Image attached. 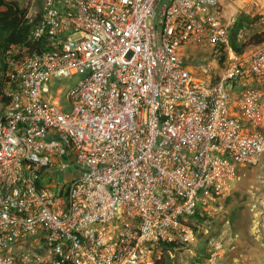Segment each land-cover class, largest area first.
<instances>
[{
  "label": "built area",
  "instance_id": "2783aa9c",
  "mask_svg": "<svg viewBox=\"0 0 264 264\" xmlns=\"http://www.w3.org/2000/svg\"><path fill=\"white\" fill-rule=\"evenodd\" d=\"M226 1L166 0L156 11L161 0H41L28 9L46 47L6 60L0 264H159L166 243L193 239L185 216L199 203L209 214L236 165L262 162L263 94L245 82L264 83V42L232 49ZM188 44L207 46L216 73L192 70L199 59L179 52ZM76 76L66 114L60 81ZM70 158L76 171L50 186ZM259 201L264 237V194Z\"/></svg>",
  "mask_w": 264,
  "mask_h": 264
},
{
  "label": "rangeland",
  "instance_id": "374dc122",
  "mask_svg": "<svg viewBox=\"0 0 264 264\" xmlns=\"http://www.w3.org/2000/svg\"><path fill=\"white\" fill-rule=\"evenodd\" d=\"M20 3L23 8H32L39 6L41 0H16ZM166 0H161L159 7L156 11L160 9L163 3ZM39 2V3H38ZM223 18L226 24H229L230 27L236 20V18L244 13L250 17H259L258 23L254 26L246 28L242 35L243 49L244 53L250 52L257 48L264 39V8L260 6L251 5L249 0H228L224 3L222 7ZM205 47H197L193 44H188L179 49V52H183L187 57H191L193 60H198L196 67L192 70L195 73L205 79L211 77V74L216 73L217 63L214 61V56H211L206 50ZM218 62V61H217ZM219 63V62H218ZM81 76L73 77L69 80H61L60 84L64 86V93L60 97L61 101V111L64 113H70L72 110L71 102L66 99L67 93L74 88ZM251 86V82H245ZM60 164L62 162H59ZM62 167H58V170H61ZM75 160L70 158L68 163V168L65 171H60L58 174L60 177H55L54 181L49 182L50 186L54 185L57 182L65 181L66 174H71L76 171ZM55 190V189H53ZM219 198L216 203L212 206H207L208 211L210 212L207 215V218L202 223H199L195 219H191L190 216H185L188 218L187 226L193 230V239L187 244H180L181 246L173 250V260L175 264H244L241 261L230 262V252H227V248L230 244H224L220 235L210 234L212 231H216V226L219 223L221 218V204L224 199H226V194ZM228 195V194H227ZM228 197V196H227ZM215 209V210H214ZM232 237V236H231ZM205 243V244H204Z\"/></svg>",
  "mask_w": 264,
  "mask_h": 264
},
{
  "label": "crops",
  "instance_id": "0c3cea01",
  "mask_svg": "<svg viewBox=\"0 0 264 264\" xmlns=\"http://www.w3.org/2000/svg\"><path fill=\"white\" fill-rule=\"evenodd\" d=\"M252 87L263 94L264 101V83H252ZM241 90L234 88L232 103ZM259 131L264 134V128ZM227 194L221 204L223 211L216 231L210 234L219 233L224 244H230L227 252L231 253V263L237 260L244 264H264V237L254 222L264 194V159L257 166L236 165Z\"/></svg>",
  "mask_w": 264,
  "mask_h": 264
},
{
  "label": "trees",
  "instance_id": "16d2710c",
  "mask_svg": "<svg viewBox=\"0 0 264 264\" xmlns=\"http://www.w3.org/2000/svg\"><path fill=\"white\" fill-rule=\"evenodd\" d=\"M27 13L28 8L21 7L20 3L16 0H0V95L7 85V79L5 78L7 58L13 56L16 59H20L24 55H30L35 51H42L46 47L45 38L38 40L33 38V24L28 23L26 19ZM258 20L259 17H250L242 13L231 25L229 42L236 53L241 54L244 52L243 32L246 28L258 23ZM262 40L264 42V39ZM207 218L209 217L203 214L199 203L191 219L202 223ZM180 246V244L174 242L166 243L163 249L165 252L159 264H175L174 260L167 253V250H175V248Z\"/></svg>",
  "mask_w": 264,
  "mask_h": 264
},
{
  "label": "bare ground",
  "instance_id": "6f19581e",
  "mask_svg": "<svg viewBox=\"0 0 264 264\" xmlns=\"http://www.w3.org/2000/svg\"><path fill=\"white\" fill-rule=\"evenodd\" d=\"M251 176H253V174L251 175ZM260 176V175H259ZM258 177V176H257ZM252 178V177H251ZM256 231V230H255Z\"/></svg>",
  "mask_w": 264,
  "mask_h": 264
}]
</instances>
